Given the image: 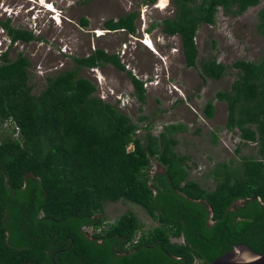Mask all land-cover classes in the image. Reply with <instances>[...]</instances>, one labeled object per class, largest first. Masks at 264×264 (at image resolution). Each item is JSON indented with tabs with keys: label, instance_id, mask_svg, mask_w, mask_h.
Returning <instances> with one entry per match:
<instances>
[{
	"label": "trees",
	"instance_id": "obj_1",
	"mask_svg": "<svg viewBox=\"0 0 264 264\" xmlns=\"http://www.w3.org/2000/svg\"><path fill=\"white\" fill-rule=\"evenodd\" d=\"M169 2L174 16L161 22L162 32L179 36L185 66L197 68L199 26L214 24L217 7L238 16L261 0ZM136 18L130 12L103 27L133 35ZM0 26L11 44L37 39L10 20ZM256 29L264 36V8ZM72 60L74 68L47 77L34 95L28 58L0 54V129L11 128L0 137V264H210L236 245L264 253V54L256 62L235 61L229 89L215 95L226 104V129L255 143L258 158L217 163L208 173L212 189L189 179L190 157L175 151L172 134L186 126L139 137L141 126L97 97V86L80 76L83 69L110 65L127 75L143 104L144 82L117 54L97 48ZM199 65L203 81L220 80L227 68L215 59ZM214 111L210 100L202 112L209 120ZM152 160L163 168L153 175ZM119 201L141 207L156 226L143 231L133 212L105 224L104 205Z\"/></svg>",
	"mask_w": 264,
	"mask_h": 264
},
{
	"label": "rangeland",
	"instance_id": "obj_2",
	"mask_svg": "<svg viewBox=\"0 0 264 264\" xmlns=\"http://www.w3.org/2000/svg\"><path fill=\"white\" fill-rule=\"evenodd\" d=\"M52 1L59 14L54 17L55 21L43 7H39L44 0H0V21L10 20L11 27L31 31L37 38L29 43L11 44L0 26V54L7 51L9 58L14 59L21 52L28 58L29 83L34 95L45 88L47 77L74 68L73 57H87L94 49L101 48L108 54H117L126 70L145 83L144 103L138 102L133 94L127 75L110 65L96 70L83 69L80 76L97 86V97L116 104L121 113L141 126L137 132L139 137L146 132L159 135L170 125L186 126L185 131L178 130L172 137L178 142L175 151L190 157V180L212 189L215 184L208 173L217 163L237 162L246 156L258 158L255 143L242 142L237 130L231 132L226 129V104L218 101L215 95L229 89L236 75V70L231 67L235 61L256 62L263 56L264 36L256 27L258 11L264 8V0L239 16L226 15L220 8L213 25H200L195 35L197 68L185 66L180 38L162 32L161 22L173 16V7L167 0H158L147 7L143 0ZM132 11L139 15L134 35L104 31L105 20L116 19ZM83 18L88 22L86 26L80 23ZM152 24L155 27L147 31ZM95 33L99 36L96 37ZM147 37L153 51L141 43L140 39ZM210 59L227 67L220 80L203 81L198 74L200 61ZM96 78L101 82L98 83ZM119 100L122 102L117 104ZM210 100L215 111L213 118L208 120L202 111ZM140 117L146 120L140 123ZM148 125V130L142 128ZM6 129L11 130L4 125L0 129V137L7 132ZM213 134L217 136L216 142ZM151 165V175L163 170L154 160ZM127 212L135 213L143 223V231L156 226L141 207L129 202L105 204L100 217L105 219V224H111ZM87 231L91 232V229Z\"/></svg>",
	"mask_w": 264,
	"mask_h": 264
},
{
	"label": "water",
	"instance_id": "obj_3",
	"mask_svg": "<svg viewBox=\"0 0 264 264\" xmlns=\"http://www.w3.org/2000/svg\"><path fill=\"white\" fill-rule=\"evenodd\" d=\"M210 264H264V253H256L246 245H236Z\"/></svg>",
	"mask_w": 264,
	"mask_h": 264
},
{
	"label": "clouds",
	"instance_id": "obj_4",
	"mask_svg": "<svg viewBox=\"0 0 264 264\" xmlns=\"http://www.w3.org/2000/svg\"><path fill=\"white\" fill-rule=\"evenodd\" d=\"M92 1V0H91ZM158 0H156L154 3H152V4H144L145 5V7H147V6H149V5H154L156 2H157ZM168 2H169V0H167ZM169 4H170V2H169ZM56 4L54 3V1H52V0H44V3L43 4H41L39 7H43L44 8V10H45V12H47L48 14H49V17H51V19L53 20V21H55V16L56 17H58L59 16V14H58V12H57V9H56ZM172 6V5H171ZM157 7H159L158 5H157ZM173 7V6H172ZM256 7V6H255ZM221 7H217V11H218V9H220ZM251 8V7H250ZM221 10H222V12L224 13V14H226V15H228L227 13H225L224 12V10H223V8H221ZM132 12H134V11H132ZM245 12V11H244ZM243 12V13H244ZM217 13V12H216ZM242 13V14H243ZM36 16V15H35ZM173 16H174V8H173ZM172 16V17H173ZM239 16V15H238ZM138 17H139V15H138V12H137V18H136V20H135V26H136V21H137V19H138ZM112 19V18H111ZM117 19V18H116ZM166 19H168V18H166ZM215 20V19H214ZM106 21V20H105ZM104 21V22H105ZM88 24V23H87ZM209 25V24H208ZM213 25V24H212ZM200 27V26H199ZM104 28V27H103ZM198 30V29H197ZM104 31H107V32H119V31H121V32H123V33H125L123 30H117V31H109V30H106L105 28H104ZM145 31V30H144ZM197 32V31H196ZM96 35H97V33H95ZM145 35H147V32H145L144 33ZM127 35H129V34H127ZM134 35V34H133ZM99 35H97L96 37H98ZM129 36H132V35H129ZM175 36V35H174ZM176 36H178V35H176ZM179 37V36H178ZM141 40V43L145 46V47H147L149 50H151V51H153L152 50V44H151V42H150V40H149V38L147 37V38H144L143 40L142 39H140ZM195 40V39H194ZM148 41L150 42V45L148 44ZM9 42H10V40H9ZM95 50V49H94ZM97 68H94V69H90V70H96ZM97 79V81H98V83H100L101 81H100V79L99 78H96ZM144 88H145V90H146V86H145V83H144ZM122 102V100H119V102L118 103H121ZM250 143V142H249ZM90 233V232H89Z\"/></svg>",
	"mask_w": 264,
	"mask_h": 264
},
{
	"label": "bare ground",
	"instance_id": "obj_5",
	"mask_svg": "<svg viewBox=\"0 0 264 264\" xmlns=\"http://www.w3.org/2000/svg\"><path fill=\"white\" fill-rule=\"evenodd\" d=\"M150 43V42H149Z\"/></svg>",
	"mask_w": 264,
	"mask_h": 264
}]
</instances>
